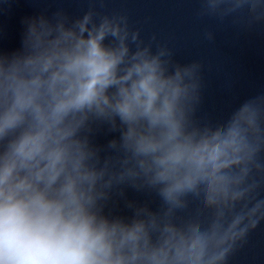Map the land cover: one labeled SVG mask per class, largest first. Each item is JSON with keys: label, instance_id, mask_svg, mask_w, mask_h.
<instances>
[{"label": "clouds", "instance_id": "1", "mask_svg": "<svg viewBox=\"0 0 264 264\" xmlns=\"http://www.w3.org/2000/svg\"><path fill=\"white\" fill-rule=\"evenodd\" d=\"M97 2L0 49V264H228L264 221V93L202 120V62ZM199 4L264 23V0Z\"/></svg>", "mask_w": 264, "mask_h": 264}, {"label": "water", "instance_id": "2", "mask_svg": "<svg viewBox=\"0 0 264 264\" xmlns=\"http://www.w3.org/2000/svg\"><path fill=\"white\" fill-rule=\"evenodd\" d=\"M89 6L92 0H0V49L20 46L24 17L45 10L51 14L58 8L76 16ZM94 6L101 12L126 13L146 42L155 35L157 42L173 49L179 62H202L205 86L198 112L202 120L222 121L243 100L264 93V23L249 26L231 18L224 23L200 18L199 0H103ZM206 30L214 32L212 41L205 38ZM105 139L99 137L101 143ZM228 264H264V221Z\"/></svg>", "mask_w": 264, "mask_h": 264}]
</instances>
